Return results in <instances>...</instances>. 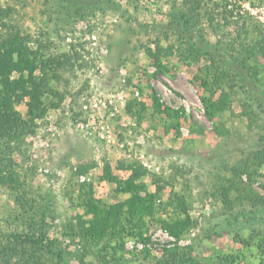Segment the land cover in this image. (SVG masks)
I'll list each match as a JSON object with an SVG mask.
<instances>
[{
	"label": "rangeland",
	"instance_id": "1",
	"mask_svg": "<svg viewBox=\"0 0 264 264\" xmlns=\"http://www.w3.org/2000/svg\"><path fill=\"white\" fill-rule=\"evenodd\" d=\"M1 10L7 16L0 17V38L8 23L41 58L70 61L50 82L55 93L46 113L11 154L19 191L0 180L6 260L18 258L11 249L15 231L56 241L41 253L46 264L61 248L69 251L65 264H176L183 253L194 264H218L226 252L237 256L234 264H264V220L253 223L248 216L255 207L246 199L233 209L247 215H232L221 194L227 167L264 145V108L251 122L236 99L216 127L201 85L209 76L213 88L220 85L213 96L227 90L241 98L244 59L261 69L264 82V55L251 53L264 40V0H0ZM149 50L165 72L156 73ZM256 86L264 90V83ZM154 92L182 117L158 111ZM26 102L16 109L28 119ZM109 170L119 179L137 171L150 190L165 187L163 199L184 194L195 221L189 234L177 239L156 226L145 241L128 236L123 248L95 242L84 230L92 215L82 189L89 186L95 200L116 202L123 196L105 177ZM252 187L264 195V167ZM18 192L19 200L34 204L28 213L34 220L24 219L28 205L17 201Z\"/></svg>",
	"mask_w": 264,
	"mask_h": 264
},
{
	"label": "trees",
	"instance_id": "2",
	"mask_svg": "<svg viewBox=\"0 0 264 264\" xmlns=\"http://www.w3.org/2000/svg\"><path fill=\"white\" fill-rule=\"evenodd\" d=\"M1 12L3 14H0V17L3 20L7 16V12L5 13L4 10ZM2 25L8 28H6L7 33L0 38V180L19 191V178L16 172L12 170L13 158L11 154L16 150H21L23 140L35 124V120L46 113L47 107L51 105L49 104L50 97L55 93L50 82L52 79H59L57 70L59 71L60 68L67 69L70 61L68 58L54 59L53 61L46 60L44 57L41 58L38 52L28 45V38L19 35L11 24H4L3 22ZM195 49L193 47V50ZM253 52L264 55V40L254 43L251 53ZM149 54L155 57L156 73L165 72L166 67L163 62L152 51ZM51 62L54 65L57 64L52 73H50L52 68L48 71V67L52 66ZM240 64L244 70L240 80L245 81V85H243L245 90L244 95L239 99L227 90H223L217 97L213 96L214 91L218 90L220 85L213 88L210 77H202L201 85L205 87L206 93L202 96V102L207 117L213 121L216 127L220 123L217 118L225 111L232 109L236 99L239 100L240 106L243 108L242 115H248L251 122L256 123L259 109L264 108V90L256 86V82L264 83L262 82V74L259 75L261 69H258L257 65L248 66L246 59L242 60ZM211 75L214 77L216 73L213 72ZM220 77L218 75V81ZM208 92L211 94H207ZM25 98L27 99L28 119H25L16 109V103ZM153 98L156 109L169 117L176 116L180 119L184 114L182 110L165 106L155 92ZM261 140L264 141V137ZM263 167L264 145L245 154L230 168L227 167L230 176L226 178L221 194L224 202L231 206L230 210L234 213L232 215H239L240 213L247 215L244 211L234 212L233 209L246 199L247 203H252L255 207L254 212L250 211L248 216L253 223L261 219L264 220V195L252 187ZM244 174L247 175L248 181L243 180ZM105 177L117 183L114 190L115 195L123 196L116 202L104 203L103 200H95L93 191H87L88 188L86 187L89 186H83L82 189L81 199L85 211L92 215V218L89 219L90 225L86 226L84 230L95 239V242L100 244L106 240L107 244L104 248L108 249L111 247L112 241H117L119 247L123 248L128 236L145 241L148 239L151 229L156 226L165 228L177 239L189 234L195 221L187 213L188 200L184 194L173 191L167 196V199H163L165 187L158 184L155 191L150 190L147 184L141 180V175H138L137 171H133L127 179H119L109 170ZM18 194L19 192L17 193V201H21L22 206L28 205L23 216L24 219L34 220L33 216L28 214L34 204L19 200ZM183 213L185 216L182 215ZM10 236L14 241L11 244V249L18 253V258L14 264H46L41 253L46 251L45 248L49 245H56L55 240L47 238V235L43 233L39 236V234H23V232L14 231ZM19 236L20 239L24 238L23 241L32 250L31 252L27 246H23L24 243L20 241ZM108 243L110 244L108 245ZM179 248L176 245L167 251H175ZM114 250L117 252L115 246ZM145 250L150 251L148 248ZM183 254L176 260V264H194L191 257ZM37 255L39 256L37 257ZM68 255L69 251L67 252L65 249L57 250L53 254L52 264H65ZM5 257H7L6 253L0 252V264H13L12 260L8 261ZM220 257L218 264H234L235 260L238 259L231 252H226Z\"/></svg>",
	"mask_w": 264,
	"mask_h": 264
}]
</instances>
